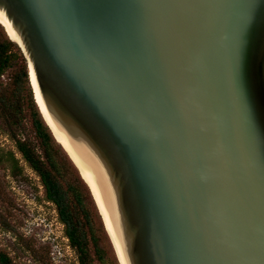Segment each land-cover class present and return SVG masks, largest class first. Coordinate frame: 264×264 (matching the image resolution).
I'll return each mask as SVG.
<instances>
[{
	"label": "water",
	"instance_id": "water-1",
	"mask_svg": "<svg viewBox=\"0 0 264 264\" xmlns=\"http://www.w3.org/2000/svg\"><path fill=\"white\" fill-rule=\"evenodd\" d=\"M0 10L51 118L112 192L126 264H264V0Z\"/></svg>",
	"mask_w": 264,
	"mask_h": 264
},
{
	"label": "rangeland",
	"instance_id": "rangeland-1",
	"mask_svg": "<svg viewBox=\"0 0 264 264\" xmlns=\"http://www.w3.org/2000/svg\"><path fill=\"white\" fill-rule=\"evenodd\" d=\"M4 35L8 36L0 24V40ZM20 61H14L0 75V92L11 88L12 76ZM16 139H26L41 154L29 110L25 108L23 118L16 123L9 121L0 108V252L7 253L15 264H79L55 205L46 199L39 175L17 150ZM12 156L17 161L14 169ZM57 159L62 183L78 186L75 189L82 191L89 207L90 228L104 254L101 262L87 234L92 264H120L91 192L81 185L80 171L61 154H57Z\"/></svg>",
	"mask_w": 264,
	"mask_h": 264
},
{
	"label": "trees",
	"instance_id": "trees-1",
	"mask_svg": "<svg viewBox=\"0 0 264 264\" xmlns=\"http://www.w3.org/2000/svg\"><path fill=\"white\" fill-rule=\"evenodd\" d=\"M17 59L21 61L12 76L11 88L6 87L0 92V108L9 121L16 123L23 118L25 108L29 110L35 136L41 144V154L26 139H16V148L22 158L39 175L44 187L45 197L55 205L59 219L64 224L65 235L78 255L79 264H92L87 234L90 235L96 256L103 262V249L99 246L98 239L90 228L89 207L82 191L75 189L79 188L78 186H74L71 183L66 185L62 183L60 179L61 166L59 165L57 154H61L63 159L69 163L74 164V162L62 145L55 139L40 113L29 80L27 61L20 47L15 41L4 35L2 40H0V75ZM12 159L14 162L12 167L14 169L17 167V161L13 156ZM75 167L77 166L75 165ZM79 179L83 188H86L90 193L91 190L81 174ZM93 201L95 202V200ZM0 264L15 263L7 253L0 252Z\"/></svg>",
	"mask_w": 264,
	"mask_h": 264
},
{
	"label": "bare ground",
	"instance_id": "bare-ground-1",
	"mask_svg": "<svg viewBox=\"0 0 264 264\" xmlns=\"http://www.w3.org/2000/svg\"><path fill=\"white\" fill-rule=\"evenodd\" d=\"M0 24L4 26L6 33L8 34V36H10V38L18 39V36L14 31V29L12 28L10 21L6 18L2 10H0ZM30 80L32 87L34 89L36 102L41 110L44 120L49 124L55 137L60 142V144L66 149L71 159L73 160L74 164L79 169L82 178L88 184L92 192L93 198L96 202V205L98 207V211L102 217L106 232L112 242L116 255L120 261V264H126L119 240L116 236V232L114 230V226L110 217V206L113 204V195L110 188L106 185L104 180H102L98 176L97 178H95L96 175L92 174V172H90L86 164L82 162L80 156L76 153L74 147L72 146V144L70 143L64 132L56 125L54 120L51 118L42 100V97L39 93L35 81V77L31 68H30ZM87 163L90 164V167H92L93 170H96L95 169L96 166L94 165V162L91 159L88 158Z\"/></svg>",
	"mask_w": 264,
	"mask_h": 264
}]
</instances>
